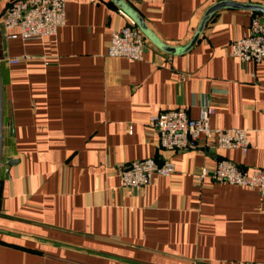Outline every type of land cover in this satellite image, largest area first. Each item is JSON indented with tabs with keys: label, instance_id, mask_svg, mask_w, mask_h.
<instances>
[{
	"label": "crops",
	"instance_id": "obj_1",
	"mask_svg": "<svg viewBox=\"0 0 264 264\" xmlns=\"http://www.w3.org/2000/svg\"><path fill=\"white\" fill-rule=\"evenodd\" d=\"M8 1L0 0V264H264V197L197 177L221 159L264 170V60L229 54L264 13L223 8L189 50L146 38L142 61L129 62L106 56L126 24L114 1L64 0L56 34L26 41L2 26ZM121 1L161 43L184 47L222 0ZM205 104L212 128L246 130L245 152L158 149L150 115L196 118ZM148 158L172 161L175 172L121 188L118 169Z\"/></svg>",
	"mask_w": 264,
	"mask_h": 264
},
{
	"label": "built area",
	"instance_id": "obj_2",
	"mask_svg": "<svg viewBox=\"0 0 264 264\" xmlns=\"http://www.w3.org/2000/svg\"><path fill=\"white\" fill-rule=\"evenodd\" d=\"M117 12L124 17L126 24L112 32L106 56L124 58L129 62L142 61L146 37L124 11L118 9ZM1 22L5 29H17L23 41L50 37L65 23V1L9 0L1 15ZM229 54L241 62L258 63L264 60V18L256 14L251 16L248 35L232 41ZM28 59L23 55L8 58L6 62L17 64ZM213 111L212 106L201 105L198 116L191 118L185 110H166L150 115L147 124L153 130L157 147L161 150L191 151L203 145L207 149L237 148L245 152L249 147L246 130L212 128L210 118ZM174 172V164L169 160H136L118 169L119 185L121 188H144L150 185L154 175L169 177ZM197 177L199 180L208 178L213 182L254 189L264 197L263 169L249 170L221 159L211 169L202 166Z\"/></svg>",
	"mask_w": 264,
	"mask_h": 264
},
{
	"label": "water",
	"instance_id": "obj_3",
	"mask_svg": "<svg viewBox=\"0 0 264 264\" xmlns=\"http://www.w3.org/2000/svg\"><path fill=\"white\" fill-rule=\"evenodd\" d=\"M112 1H114L116 5H118L120 8L124 10V12L135 22L139 30L144 34V36L147 39H150L156 46H158L159 48L167 52H183V51L189 50L199 39L204 29V26L206 25L209 18L212 16L214 12L218 10H221L223 8H236V9H247V10L254 11V12L264 13V7L254 5V4H242V3H237L234 1H230V0H222V1L216 2L212 6H210L203 14L199 22V25L192 39L190 40V42L184 47H171V46L164 45L157 38H155L152 35V33L146 29L140 16L135 11H133L131 7H129V5H127L121 0H112Z\"/></svg>",
	"mask_w": 264,
	"mask_h": 264
}]
</instances>
